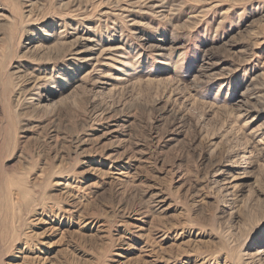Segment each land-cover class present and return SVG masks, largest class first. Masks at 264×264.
<instances>
[{
  "label": "rangeland",
  "instance_id": "rangeland-1",
  "mask_svg": "<svg viewBox=\"0 0 264 264\" xmlns=\"http://www.w3.org/2000/svg\"><path fill=\"white\" fill-rule=\"evenodd\" d=\"M0 264H264V0H0Z\"/></svg>",
  "mask_w": 264,
  "mask_h": 264
}]
</instances>
